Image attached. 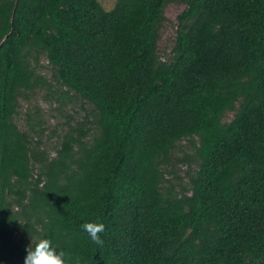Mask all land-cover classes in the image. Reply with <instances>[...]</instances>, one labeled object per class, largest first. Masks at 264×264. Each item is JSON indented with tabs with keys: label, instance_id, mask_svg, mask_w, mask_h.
I'll return each instance as SVG.
<instances>
[{
	"label": "trees",
	"instance_id": "1",
	"mask_svg": "<svg viewBox=\"0 0 264 264\" xmlns=\"http://www.w3.org/2000/svg\"><path fill=\"white\" fill-rule=\"evenodd\" d=\"M49 81L91 107L53 149L19 121ZM41 237L68 264H264V0H0V264Z\"/></svg>",
	"mask_w": 264,
	"mask_h": 264
},
{
	"label": "rangeland",
	"instance_id": "2",
	"mask_svg": "<svg viewBox=\"0 0 264 264\" xmlns=\"http://www.w3.org/2000/svg\"><path fill=\"white\" fill-rule=\"evenodd\" d=\"M100 2L109 10L114 7L116 0H100ZM184 8L185 5L181 1L171 2L165 8V20L160 27L158 41V51L162 59H168L171 54L177 34L178 15ZM41 64V72L50 79L51 71L45 57H42ZM49 82L50 84L30 93L28 99L22 102L19 121L21 125H24L26 112L32 111L34 120L43 122L46 129L45 146L53 149L59 134L67 127V124L82 121L91 112V107L74 93L65 94L66 87H62L55 81ZM230 117L231 113L228 114V118ZM176 153L181 157L183 152L177 150ZM167 170V179L172 181L176 190L188 186V164L174 161Z\"/></svg>",
	"mask_w": 264,
	"mask_h": 264
},
{
	"label": "clouds",
	"instance_id": "3",
	"mask_svg": "<svg viewBox=\"0 0 264 264\" xmlns=\"http://www.w3.org/2000/svg\"><path fill=\"white\" fill-rule=\"evenodd\" d=\"M81 228L95 245L103 246L104 242L100 235L104 231L102 222H85ZM24 264H68V258L64 251L53 246L50 239L41 237L34 242L31 239L27 245Z\"/></svg>",
	"mask_w": 264,
	"mask_h": 264
}]
</instances>
